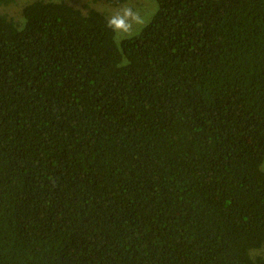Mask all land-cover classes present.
Returning a JSON list of instances; mask_svg holds the SVG:
<instances>
[{
	"label": "trees",
	"instance_id": "obj_1",
	"mask_svg": "<svg viewBox=\"0 0 264 264\" xmlns=\"http://www.w3.org/2000/svg\"><path fill=\"white\" fill-rule=\"evenodd\" d=\"M155 1L0 9V264H264V0Z\"/></svg>",
	"mask_w": 264,
	"mask_h": 264
},
{
	"label": "rangeland",
	"instance_id": "obj_2",
	"mask_svg": "<svg viewBox=\"0 0 264 264\" xmlns=\"http://www.w3.org/2000/svg\"><path fill=\"white\" fill-rule=\"evenodd\" d=\"M31 1L14 0L8 5H1L0 9L15 18H19L22 6ZM66 1L83 10H86V6H92L106 14L108 18L115 22V41L118 45L123 38L139 33L158 9L155 0H126L119 5H110L104 0ZM261 168L264 169V161Z\"/></svg>",
	"mask_w": 264,
	"mask_h": 264
},
{
	"label": "clouds",
	"instance_id": "obj_3",
	"mask_svg": "<svg viewBox=\"0 0 264 264\" xmlns=\"http://www.w3.org/2000/svg\"><path fill=\"white\" fill-rule=\"evenodd\" d=\"M113 23H115V22H113ZM119 26V25H118Z\"/></svg>",
	"mask_w": 264,
	"mask_h": 264
}]
</instances>
